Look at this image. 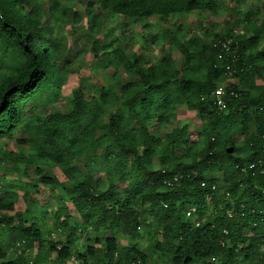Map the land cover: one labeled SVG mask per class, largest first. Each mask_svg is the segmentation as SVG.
I'll list each match as a JSON object with an SVG mask.
<instances>
[{
    "label": "trees",
    "instance_id": "16d2710c",
    "mask_svg": "<svg viewBox=\"0 0 264 264\" xmlns=\"http://www.w3.org/2000/svg\"><path fill=\"white\" fill-rule=\"evenodd\" d=\"M97 2L102 9L135 20L191 11L214 14L219 8V0ZM47 3L45 12L64 21L59 13L62 0ZM36 7L41 6L34 0H0V62L7 73L0 78V139L11 137L21 123L23 103L33 101L36 106L44 98L50 104L62 86L56 39L41 24ZM259 12L245 11L241 33L227 30L210 43L185 38L178 26L169 37L183 56L181 69L169 57L148 65L121 45H102L105 64L134 80L119 88L101 87L89 98L78 89L72 91L68 114L36 118L37 131L24 124L21 134L29 139L22 135L17 139L35 149L32 161L61 168L69 185L56 176L40 175L34 186L61 187L66 196L61 199L71 204L79 220L67 206L57 209L54 221L67 233L63 241H51L46 234L51 226L43 216L1 213L13 210L17 199L16 193L7 191L0 196V234L8 232L6 244L0 243V264H30L24 249L34 244L32 262L39 264L50 262L52 254L58 264L71 257L80 264H155L152 256L157 251L170 264H264V25L256 26ZM227 39L237 47L234 59L219 49ZM226 78L232 80L223 85ZM217 87L225 92L222 110L215 104ZM113 100L126 113L112 112L104 123L103 106ZM181 105L196 111L201 121L195 141L186 123L161 137L150 132L152 115L157 114L158 124L166 123ZM237 132L244 137L242 145L233 138ZM182 148L186 152L177 156L176 150ZM156 149L160 167L149 171ZM2 158L17 160L11 152H0ZM76 160L83 162L84 172L72 164ZM94 173L105 175L106 188H100ZM189 207L195 208L197 226L185 217ZM206 212L209 219L203 220ZM69 219L74 220L70 225ZM140 227L153 241L144 249L138 246ZM88 228L102 235L93 244L78 245L79 235ZM124 236L130 243L120 245ZM17 243L22 244L20 250ZM11 247L15 258L6 255Z\"/></svg>",
    "mask_w": 264,
    "mask_h": 264
},
{
    "label": "rangeland",
    "instance_id": "374dc122",
    "mask_svg": "<svg viewBox=\"0 0 264 264\" xmlns=\"http://www.w3.org/2000/svg\"><path fill=\"white\" fill-rule=\"evenodd\" d=\"M33 2V0H31ZM41 6L36 7L40 13L41 24L46 29L52 39H56L57 64L63 68L64 78L57 98L48 104L44 98H39L38 102L27 101L22 104L20 121L10 133L11 137L4 136L0 139L1 154L11 152L16 161L0 160V196L7 191L14 192L17 195L13 210L1 211L7 215L15 217L16 212L22 214L32 213L35 218L43 216L45 222L51 226V231H46L51 241H63L67 229L60 227L54 221V215L57 209L68 207L73 219L79 220L74 208L66 200L61 199L60 195L65 196V192L60 188H50L41 183L34 186L36 178L40 175L56 176L65 185L70 182L66 180L61 168L52 165L50 162H34L33 156L35 149L29 147V144L22 145L18 138L29 136L22 133V125H34L31 130L37 131L36 118L44 121L46 115L52 112L68 114L71 110L70 99L72 91L80 90L85 98L97 96L101 87L117 85L119 88L127 81H133L128 73L123 70H117L112 65H106L103 61L102 45H121L126 53H135L148 65H155L161 59L169 57L172 59L178 69L184 65V59L179 50L172 43L169 35L180 26V33L185 38L200 37L203 41L212 42L214 35H224L227 30L235 33L234 30L244 29L243 13L250 9L259 8L257 14L256 26L264 25V0H219L218 11L214 14L208 11H191L183 14H173L167 18L159 16L141 17L135 19L121 16L109 10L100 8L97 0H62L59 7V13L64 21H56L49 14L47 9V0H34ZM95 17L94 23L91 17ZM97 53L98 55H95ZM1 61V60H0ZM2 62V61H1ZM0 62V78L6 75L4 63ZM7 69L13 71L5 64ZM264 70V67H263ZM232 79H223V85ZM258 82H260L258 80ZM114 90V89H112ZM113 100L110 104L103 106V122L107 121L108 114L112 112L126 113V109ZM157 114L152 115L149 120L151 124L150 132L163 136L170 132L172 128L186 123L189 128L191 141L197 139V132L200 130L201 121L198 119L196 111H190L182 106H177L174 116L168 122L157 123ZM133 126H136L133 124ZM30 130V129H29ZM98 132V131H97ZM100 133V132H98ZM97 133V134H98ZM36 136V135H35ZM35 138V137H33ZM237 145L243 144L244 137L237 132L234 137ZM143 148L140 147V151ZM159 150L156 149L152 156V163L148 164V170L152 171L160 167ZM186 152V148L176 150L177 156ZM174 155V154H172ZM12 159V157L10 158ZM84 172L83 162L73 161ZM95 180L100 181V188L104 189L107 185L105 175L94 173ZM221 179V174L218 176ZM42 204V207L41 205ZM64 215H62V218ZM73 219L68 220V224L73 223ZM203 220L209 219V213L202 217ZM53 228V229H52ZM141 239L138 241L140 249H144L149 244H153L152 238H147V233L143 227L139 228ZM78 233L80 231L78 230ZM109 234V232L107 233ZM91 228L86 229L79 235L78 245L93 244L96 236H101ZM160 237V236H159ZM158 237V238H159ZM8 232L0 234V243L6 244ZM120 245L130 243L128 236L120 239ZM17 245V244H16ZM18 249H21L19 247ZM7 257L15 258L13 247L6 250ZM16 251V250H15ZM37 251V245L30 249L25 248L24 253L30 258V264H33ZM17 253H19L17 251ZM50 262L58 264L54 260V254L51 255ZM155 264H170L160 252H155L152 256ZM50 262L46 264H50ZM64 264H80L74 257L67 260Z\"/></svg>",
    "mask_w": 264,
    "mask_h": 264
},
{
    "label": "built area",
    "instance_id": "2783aa9c",
    "mask_svg": "<svg viewBox=\"0 0 264 264\" xmlns=\"http://www.w3.org/2000/svg\"><path fill=\"white\" fill-rule=\"evenodd\" d=\"M234 32H235V34L241 33L240 31L238 32L236 30H234ZM218 46H219V49L222 52H224V54L228 58L234 59L236 57L237 47H232L231 46V39H227L225 41H222L221 43L218 44ZM226 69H227V73L229 74L230 71H231L229 65H227ZM224 94H225V92H224L223 87H217L214 90L215 104L218 106V108L220 110L224 109L225 108V105H226L225 102H224V100H223V97H222ZM173 179L176 181L178 179V177L177 176H174ZM212 188H214V186ZM194 213H195V208L194 207H189L185 211V217H186V219H189L195 226H197L199 224V220L197 218V215L194 214ZM263 213H264V211H263ZM16 246L17 247H20V246L22 247V244L17 243ZM19 250H18V252H19ZM213 260H214V258H211V261H213ZM33 264H39V263H33ZM129 264H134V263L131 262Z\"/></svg>",
    "mask_w": 264,
    "mask_h": 264
}]
</instances>
